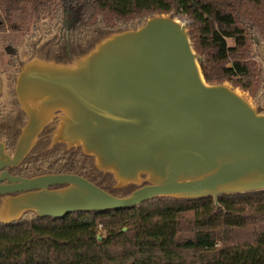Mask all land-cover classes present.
Instances as JSON below:
<instances>
[{
	"label": "water",
	"instance_id": "95a60500",
	"mask_svg": "<svg viewBox=\"0 0 264 264\" xmlns=\"http://www.w3.org/2000/svg\"><path fill=\"white\" fill-rule=\"evenodd\" d=\"M191 22L154 14L86 53L34 56L22 68L17 93L28 122L13 155L0 137V169L19 165L47 126L54 143L80 148L115 188H135L115 195L73 173L3 172L9 183L0 194H19L1 203L0 223L28 211L63 217L155 198L213 197L219 207L220 195L264 190V112L231 85L205 80Z\"/></svg>",
	"mask_w": 264,
	"mask_h": 264
},
{
	"label": "trees",
	"instance_id": "16d2710c",
	"mask_svg": "<svg viewBox=\"0 0 264 264\" xmlns=\"http://www.w3.org/2000/svg\"><path fill=\"white\" fill-rule=\"evenodd\" d=\"M23 3L38 15L55 9L57 20L67 17L66 24L60 20L63 39L34 49L58 60L69 59L67 43L74 57L109 33L136 28L154 14H182L192 21L188 34L205 80L239 86L264 112V78L249 60L262 59L264 0H0V9L10 16ZM250 42L257 47L255 54ZM80 153L89 160L92 182L115 195L135 188H115L113 176ZM31 156L32 163L42 165L49 153ZM218 202L219 207L213 197L155 198L131 208L63 217L27 214L0 223V264H264V190L220 195Z\"/></svg>",
	"mask_w": 264,
	"mask_h": 264
},
{
	"label": "flooded vegetation",
	"instance_id": "af4514ba",
	"mask_svg": "<svg viewBox=\"0 0 264 264\" xmlns=\"http://www.w3.org/2000/svg\"><path fill=\"white\" fill-rule=\"evenodd\" d=\"M24 4L25 3L21 5V8ZM26 4H30V3H26ZM19 10L15 11L10 16H7L0 9V15L2 19V24H0V26L1 25L3 26V28H0V35H2L0 39H3V37L5 38V35L9 33L11 28L13 29V26H15L12 25L13 16ZM33 11L36 15V20H39L40 16L43 13L38 15L34 7H33ZM60 20H62L64 24L67 23L66 16L61 17ZM60 20H57V16H56V21L58 23V29L56 32H52L45 29L43 33L37 34L35 38H31L28 36L30 41H27V37L25 36L24 37L25 43L20 44L19 47L21 51L24 50L25 52L28 50L27 53L28 58L25 61L18 60L17 64L15 65L16 66L15 70L9 76H4V74L0 72V137H1V141L5 144V152L7 154L10 155L14 154L22 130L28 122V115L26 111L23 109L17 93V83L19 81V75L21 73L22 68L29 61H31L34 58V56H41L39 53L35 52L36 50H38L35 48L42 46L44 43H46L47 41L53 38L59 39V37H62L61 36L62 31L60 30L62 24ZM10 24L12 26H10ZM39 28L40 26L38 27V29L37 28L36 29L39 31L40 30ZM53 47L58 49L59 45ZM0 48L2 50H5V52H8L10 56H14V55L16 56V54L18 56L19 53L18 50L12 48L11 46H7V44H4L3 41H1ZM21 51H20V55L23 56ZM65 53L68 54V56L71 54L70 46L68 43L66 46ZM262 59H263V54H262ZM52 132H53V127L48 128L46 126L39 134L34 146L30 150L28 155L22 160V162L19 165L3 167L0 169L1 185L9 183L8 178H4L5 173L2 175L3 172H8L10 176H22V177H32L40 174L73 173L90 180L89 178L91 177L89 175L90 172H88L89 170L88 158H85V156L81 155L80 148L73 146L69 147L65 143H54ZM33 152L36 155L49 153V158L46 160L47 162L43 163L42 165L40 164V162L37 164L32 163L31 155ZM91 171H92L91 174L96 173L93 170ZM54 187H58V186H54ZM18 194L19 193H14V192L0 194V206L5 198L9 196H16ZM27 214H34V213L31 211L25 212L21 218H23Z\"/></svg>",
	"mask_w": 264,
	"mask_h": 264
},
{
	"label": "rangeland",
	"instance_id": "374dc122",
	"mask_svg": "<svg viewBox=\"0 0 264 264\" xmlns=\"http://www.w3.org/2000/svg\"><path fill=\"white\" fill-rule=\"evenodd\" d=\"M57 8V7H56ZM56 10L52 9V11H46L44 12L39 20H36V15L33 11V7L30 4H24L22 8L13 16V22L12 25L13 29L11 28L9 33L5 35V38L0 39V46L1 41L4 42V44H7V46H11L14 49L18 50V56H10L8 52H5V50H2L0 48V72L4 74V76H9L12 74V72L15 70V65L17 64V61H25L28 58V50L24 52L20 50L19 45L25 43L24 37H27V41H30L29 37L35 38L37 34L43 33L44 30H49L52 32H56L58 29V23L56 21ZM185 17H182L183 19ZM45 24V25H43ZM10 24V26H12ZM40 26V30L38 31V27ZM37 28V29H36ZM2 35H0L1 37ZM29 36V37H28ZM27 43V42H26ZM230 44H233L234 41L232 39L229 40ZM250 49L252 53L257 52V47L254 43L250 42ZM264 46V45H263ZM23 49V47H22ZM20 51L22 52V55H20ZM250 61L256 62V69L257 72H262L261 77L264 78V60L260 57L252 56L249 58ZM231 86L229 82H224ZM234 88L238 89L239 92H242L249 100H251L254 104L253 98L251 93L248 91H245L244 89L240 88L239 86ZM35 215V214H29V216Z\"/></svg>",
	"mask_w": 264,
	"mask_h": 264
},
{
	"label": "built area",
	"instance_id": "2783aa9c",
	"mask_svg": "<svg viewBox=\"0 0 264 264\" xmlns=\"http://www.w3.org/2000/svg\"><path fill=\"white\" fill-rule=\"evenodd\" d=\"M177 17H179V18L185 17L186 18V16H184L182 14H179Z\"/></svg>",
	"mask_w": 264,
	"mask_h": 264
}]
</instances>
